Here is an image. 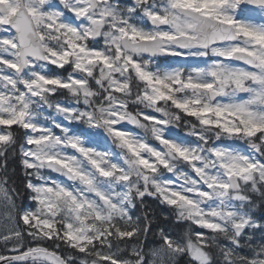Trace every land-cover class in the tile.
Returning <instances> with one entry per match:
<instances>
[{"label":"snow or ice","instance_id":"6c2138e0","mask_svg":"<svg viewBox=\"0 0 264 264\" xmlns=\"http://www.w3.org/2000/svg\"><path fill=\"white\" fill-rule=\"evenodd\" d=\"M0 158V264H264V0H0Z\"/></svg>","mask_w":264,"mask_h":264},{"label":"trees","instance_id":"16d2710c","mask_svg":"<svg viewBox=\"0 0 264 264\" xmlns=\"http://www.w3.org/2000/svg\"><path fill=\"white\" fill-rule=\"evenodd\" d=\"M59 98H63V97H57V99ZM129 111L135 114L136 108L130 107ZM13 127L15 128V126ZM176 127L179 130L189 129V127L186 124L185 118L183 116L181 120L178 122V125H176ZM18 136L21 139L23 138V130H19ZM4 163H5L4 158H0V165H3ZM7 171L10 177V184L14 182L15 186H17L22 193L21 198L17 201V203L21 204L24 207H29L30 202L25 199L27 193L23 188V185L27 182V180L24 175L23 167L20 163V155L18 148L15 154H9L7 157ZM0 172L1 174H3L2 170H0ZM144 205L145 207H140L138 205V207L134 210L133 214L134 216H143L145 212L149 214V218L151 220L150 231L146 239L144 237H141V240L147 246L145 249L146 251L150 246L158 243L159 241L158 231H160L161 229L164 231H168V233H171L173 236L176 237L182 236L183 232L187 230L189 226L188 223L185 221L178 220L175 212L169 206L162 204L159 200L153 197H148L144 201ZM254 215L257 220H259L262 224H264V208L255 209ZM193 231H198V230L197 228H194ZM252 234H254V236L257 239H259L262 235H264V231L255 230L252 232ZM45 246L49 247L50 249L52 248L51 245H45ZM3 251H4L3 246L0 245V253H3ZM60 254L68 255L69 253L61 251ZM180 262L188 263L189 258L187 256H183L180 259Z\"/></svg>","mask_w":264,"mask_h":264},{"label":"rangeland","instance_id":"374dc122","mask_svg":"<svg viewBox=\"0 0 264 264\" xmlns=\"http://www.w3.org/2000/svg\"><path fill=\"white\" fill-rule=\"evenodd\" d=\"M125 2H128V3H130L131 2V0H125ZM257 19H259V17H257ZM168 57H166L165 59H167ZM172 58V57H171ZM165 59H163V60H165ZM202 59H205V63H210V60H208L207 58H202ZM159 60V59H158ZM192 60H194V61H200L201 60V58H196V59H192ZM204 63V64H205ZM161 67H169V66H167L166 64H163V63H158ZM204 64H200V65H194V64H189V65H191V66H204ZM54 70H57V69H54ZM52 115H54V113L52 114ZM126 127L128 128V129H131L132 131H134V132H137L136 131V129H135V127L136 126H134V125H131V124H126ZM188 132H189V130L188 131H185V129H184V132L183 133H179V132H177V131H175V128L173 127L172 128V135H174V136H178V137H181V138H186V139H189V140H191V139H194V138H192V137H190L189 135H188ZM237 147H246V145H241V144H237L236 145ZM0 212H2V209H0ZM197 230L199 231L200 229H198L197 228ZM251 231V230H250ZM160 232V231H159ZM159 232H158V244H155V245H152V246H150L148 249H150V248H153V247H158L159 246V244L161 243V241H160V237H159ZM165 233H168V231H164ZM254 235V234H253ZM258 240V239H257ZM147 249V250H148ZM123 254V253H122ZM125 256L126 257H128V252H127V254H125ZM183 257V256H182ZM130 258V257H129ZM180 259H181V257L178 259V262H177V264H184V263H186V262H184V263H181L180 262Z\"/></svg>","mask_w":264,"mask_h":264}]
</instances>
